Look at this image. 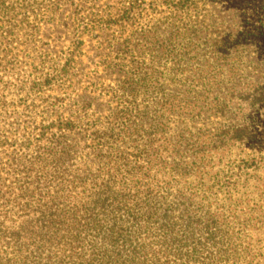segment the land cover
I'll return each instance as SVG.
<instances>
[{
  "label": "trees",
  "instance_id": "obj_1",
  "mask_svg": "<svg viewBox=\"0 0 264 264\" xmlns=\"http://www.w3.org/2000/svg\"><path fill=\"white\" fill-rule=\"evenodd\" d=\"M31 1L0 0V64ZM162 1L148 27L117 23L119 52L140 60L106 110L47 100L11 120L1 96L0 264H264V200H214L264 169L250 120L262 50L211 0ZM243 145L247 159L219 168Z\"/></svg>",
  "mask_w": 264,
  "mask_h": 264
},
{
  "label": "rangeland",
  "instance_id": "obj_2",
  "mask_svg": "<svg viewBox=\"0 0 264 264\" xmlns=\"http://www.w3.org/2000/svg\"><path fill=\"white\" fill-rule=\"evenodd\" d=\"M135 1L83 0L79 5L68 2L59 9L46 0L28 3V18L21 19L24 28L17 38H11L9 51L4 53V56L8 53L7 57L0 64V98L3 96L8 104L11 120L29 121L26 116H30V111L39 115L47 100L59 104L63 101L69 106L68 111L76 102L87 99L97 104L96 112L114 104L113 92L140 60L135 54L136 57L119 52L123 41L114 33L117 23L135 25L138 29L148 27L167 9L166 1L160 0L163 6H157V0ZM211 1L216 17L238 20L242 39L259 44L260 57L264 58V0ZM33 25L38 30L36 26L32 30ZM65 110L58 115L66 119L69 112ZM250 115L251 136L257 142L254 152H258L264 148V109ZM251 151L245 145L236 146L232 155L226 154L219 168L227 170L230 159L239 165ZM243 179L248 180L247 188L241 185L231 196L219 192L214 200L227 205L231 202L229 198L232 203L242 199L247 207L264 200V169L252 171L251 176Z\"/></svg>",
  "mask_w": 264,
  "mask_h": 264
}]
</instances>
